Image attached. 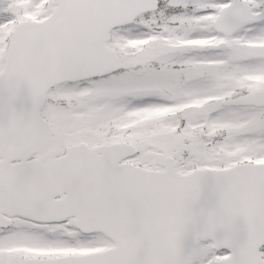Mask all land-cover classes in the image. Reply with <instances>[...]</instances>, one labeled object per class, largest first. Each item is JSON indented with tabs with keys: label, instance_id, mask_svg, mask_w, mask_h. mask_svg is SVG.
Here are the masks:
<instances>
[{
	"label": "snow or ice",
	"instance_id": "6c2138e0",
	"mask_svg": "<svg viewBox=\"0 0 264 264\" xmlns=\"http://www.w3.org/2000/svg\"><path fill=\"white\" fill-rule=\"evenodd\" d=\"M0 264H264V0H0Z\"/></svg>",
	"mask_w": 264,
	"mask_h": 264
}]
</instances>
